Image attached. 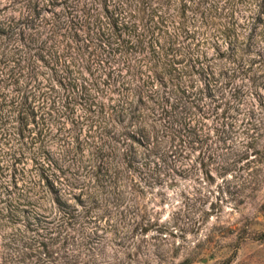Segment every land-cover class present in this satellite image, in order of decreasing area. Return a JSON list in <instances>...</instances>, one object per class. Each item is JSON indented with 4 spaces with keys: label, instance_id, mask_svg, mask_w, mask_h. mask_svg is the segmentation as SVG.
Masks as SVG:
<instances>
[{
    "label": "rangeland",
    "instance_id": "374dc122",
    "mask_svg": "<svg viewBox=\"0 0 264 264\" xmlns=\"http://www.w3.org/2000/svg\"><path fill=\"white\" fill-rule=\"evenodd\" d=\"M31 1L36 0H0V21L13 26L9 33L0 35L1 182L13 178V168L8 166L15 156L21 160L16 165V176L26 180L36 177L35 161L40 149L32 146V139L43 130L47 146L52 151L59 150L62 142L57 137L71 129L72 122L83 114L84 94L97 97L99 86L109 75H116L121 69L126 73L130 63L142 66L140 60H146L144 56L150 52L149 45L141 55L129 48L119 49L114 37L111 39L97 0H69L65 4L64 0H57L52 8L47 7L50 0H39L42 16L32 32L25 30L26 38L22 40L12 31L25 28L20 22L21 12H27ZM107 1L109 6L122 2ZM181 1H162V11L168 17L166 32L172 42L167 44L169 56L160 60L182 62L176 65L182 72L191 61L199 60L200 68H209L217 77L222 73L219 87L232 80L231 88L224 91L223 103H218L220 114L227 110L234 123L233 151L243 149L242 140L248 136L243 135V130L251 119L254 123L263 122L260 131L256 127L250 131L260 153H251L248 160L240 161L227 175L215 172L211 184L196 186L193 178L180 180L177 188L166 190L165 198L153 199L149 192L140 214L136 205L126 203L113 211L110 219L85 220L71 226L65 230L64 235H68L57 241L35 242L34 235H13V245H7L1 233L0 264H264V109L258 106L259 97H264V66L254 64L244 76L234 72L236 66L230 64L231 60L238 64L243 60L248 68L252 60H260L257 54L264 47V24L253 26L251 17L258 10L253 0H209V21L201 24L189 8L181 27ZM131 2L132 9H136L139 0ZM76 8L91 14L77 40L73 39V32L66 31L67 20ZM54 13H58L60 24L51 36V27H44L43 23L51 21ZM158 34L162 32L157 30ZM243 35L252 36L248 49L246 45H230V41L238 36L241 40ZM236 45L237 51H232ZM196 77L200 79L199 74ZM203 82L200 79L198 86ZM240 87V100L235 101L232 94ZM24 92L30 94L37 118L36 122L30 120L21 136L14 103ZM226 102L229 105H224ZM228 158L231 162L234 156ZM248 161L252 162L250 169L241 170ZM156 192L160 193L161 188ZM205 210L213 215L199 220ZM146 214L149 215L144 219ZM149 222L153 227L144 234L142 229ZM161 227L169 231L160 233ZM43 242L48 249L39 248ZM28 245L32 249H24Z\"/></svg>",
    "mask_w": 264,
    "mask_h": 264
},
{
    "label": "trees",
    "instance_id": "16d2710c",
    "mask_svg": "<svg viewBox=\"0 0 264 264\" xmlns=\"http://www.w3.org/2000/svg\"><path fill=\"white\" fill-rule=\"evenodd\" d=\"M97 1L111 39L114 37L118 48L124 51L129 48L141 55L149 45V55L144 56L146 60H140L142 66L130 63L126 73L121 69L116 75H109L99 86L97 97L84 94L81 98L83 114L80 120L72 122L71 129L59 134L57 140L62 142L59 150L52 151L47 146L43 130L32 139V146L40 149L35 161L36 177L18 178L16 165L21 160L15 156L13 164L8 166L13 168V178L0 180V236L3 233L1 237L7 245H13V235H34L30 238L35 242L60 240L68 235V232L64 235L65 230L71 226L85 220L110 219L113 211L126 203L136 205L140 214L149 192L153 199L165 198L167 189L177 188L180 180L188 178H193L196 186L211 184L215 181V172L227 175L240 161L248 160L251 153H260L250 131H260L263 122L258 124L251 119L245 126L248 128L243 130V135H248L242 140L243 149L238 153L233 151L234 123L227 116V110L220 114L218 103H223L224 91L231 88L232 80L219 87L222 73L217 77L209 68H200L199 60L189 61V68L185 67L183 72L176 67L182 62L160 60L169 56L167 44L172 42L166 32L168 17L162 11L163 0H139L136 9H132L131 0H121L112 6L107 0ZM253 1L258 10L251 18L253 26L258 28L259 24H264V0ZM56 3L57 0H50L47 7L52 8ZM208 3L209 0H182L179 25L184 26L190 9L201 24L209 21L212 15L207 13ZM72 11L66 31L73 32V39L77 40L91 14L84 9L83 12L77 8ZM41 12L39 0L28 2L27 12H21L20 18L25 28H17L12 35L25 40V30L35 29ZM59 19L58 13H54L51 21L43 23L44 27H51V36L60 24ZM5 21H0L2 36L13 29ZM157 30L162 34L156 35ZM251 38L243 35L240 40L238 36L230 45H246L248 49ZM234 50L237 51V45L232 48ZM257 56L260 60H252L248 68L243 60L239 64L231 60L230 64L236 66L233 71L246 76L252 65L264 66V47ZM197 74L204 81L202 86H198ZM241 90V87L235 90L232 99L240 100ZM30 98V94L24 92L14 103L21 136L30 120L36 122L37 118ZM259 98L258 106L264 109V97ZM232 155L234 159L230 162L228 157ZM251 164L248 161L241 170H249ZM157 188H161L160 193L156 192ZM212 213L205 210L199 220L209 219ZM148 215L142 217L146 219ZM152 227L149 222L142 232L147 234ZM167 231L168 228L161 227L159 232ZM7 236L10 237L8 241ZM262 237L261 240L264 235ZM30 246L23 247L32 249ZM40 247L49 248L45 242Z\"/></svg>",
    "mask_w": 264,
    "mask_h": 264
}]
</instances>
